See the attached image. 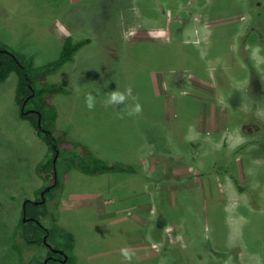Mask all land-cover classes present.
Returning a JSON list of instances; mask_svg holds the SVG:
<instances>
[{"label":"rangeland","instance_id":"1","mask_svg":"<svg viewBox=\"0 0 264 264\" xmlns=\"http://www.w3.org/2000/svg\"><path fill=\"white\" fill-rule=\"evenodd\" d=\"M67 36L90 42L35 75L53 106L48 127L133 167L88 174L61 156L43 224L73 233V264H264V0H0V41L33 67ZM15 86L13 72L0 83V264H19L11 232L51 155ZM129 88L126 104L104 107ZM18 241L24 260L45 257Z\"/></svg>","mask_w":264,"mask_h":264},{"label":"trees","instance_id":"2","mask_svg":"<svg viewBox=\"0 0 264 264\" xmlns=\"http://www.w3.org/2000/svg\"><path fill=\"white\" fill-rule=\"evenodd\" d=\"M261 13V10H257L256 14L259 16L257 18H260L262 15ZM88 42H90V38L72 41L71 37L67 36L62 43L59 55L56 59L33 67L32 59L26 58L23 53L12 50L7 43L0 41V83L5 81L11 72L16 74L14 101L19 106V111L21 110L22 105L25 106V110L26 108L34 109V111L29 112L20 111L19 115L22 119L29 121L30 125L35 128L37 134L45 141L48 149L51 152V155L39 161L35 167V172L38 174V176L43 181L47 182L44 187H41L37 190V193L44 191L47 185L51 186L49 190L44 191V197H46V194L50 195L54 190L53 188L59 187L60 182L58 179L57 166L61 156L68 152H71V162L69 167H75L81 170L83 173L95 174L98 170H100V172L133 170L131 165L123 163L120 160L110 163L106 160L96 157L84 144L68 140L64 137L56 136L54 134L53 124L51 127H48L47 123H52L54 121L53 106L47 104L44 100L41 101L40 97L42 98V94L44 92L43 90L45 89L42 86H35V75L39 73L38 71L45 72L62 65L68 60H71L73 54ZM46 85L47 84H44L43 86ZM46 87L49 88L50 91L64 90L60 84L55 83L48 84ZM32 101L37 104L28 106ZM39 115L40 126L38 125ZM242 147L244 148L245 145L243 144L236 148V152H238ZM78 150H81L83 155L78 154ZM56 152L58 153L54 161ZM234 183L238 190L242 192L243 188L240 184H238L237 180H234ZM40 199L41 196H37L35 199L25 198V203L22 205L20 211L21 216L19 217L11 232V237L13 241L15 240L13 243V248L18 249L19 264H43V260L47 256H53L59 259L50 258L47 260L46 264H73L74 255H71L74 241L73 233L63 229L62 227H59L55 223L50 227H46L43 224V219L49 216L51 209H49L47 206L46 200H44L42 203L36 202ZM23 207L25 209V216L27 218L26 220H23L22 216ZM50 216L55 222L56 218L54 214H51ZM160 222L164 225L167 221L165 217H160V221H158V223ZM188 229L189 228L187 227L186 230ZM46 233V241L50 244V246L43 241V237ZM188 233L189 232L187 231L185 232L186 235H188ZM197 238L199 239V235H197ZM18 240H21L25 245L28 246L45 247V257L43 258L42 256L34 255L29 257V259L24 260V251L21 250L19 243H17L19 242ZM52 247L63 249L68 255L67 260L63 262V256L59 253L53 252Z\"/></svg>","mask_w":264,"mask_h":264},{"label":"clouds","instance_id":"3","mask_svg":"<svg viewBox=\"0 0 264 264\" xmlns=\"http://www.w3.org/2000/svg\"><path fill=\"white\" fill-rule=\"evenodd\" d=\"M130 95H131V89L130 88L126 89L125 91H120L118 89L110 91L106 94V98L103 102L104 107L107 108L109 106L126 104ZM95 104H96V97L94 95H92L91 93L87 94L85 97L86 107L89 110H92V109H94ZM141 110L142 109H141V106L139 105V103H136L133 107L127 108V114L129 116L136 115V114H139ZM237 142H243L242 138H238ZM124 255L126 257L128 256L127 251H124Z\"/></svg>","mask_w":264,"mask_h":264},{"label":"water","instance_id":"4","mask_svg":"<svg viewBox=\"0 0 264 264\" xmlns=\"http://www.w3.org/2000/svg\"><path fill=\"white\" fill-rule=\"evenodd\" d=\"M25 101H26V100H25ZM21 112H27V110H26V111L24 110V105L21 106ZM38 125L40 126V115H39V118H38ZM57 153H58V152H56V154H55V156H54V161H55V158H56V156H57ZM50 187H51V186L48 185V187H46L44 191H46V190L49 189ZM44 191L41 192V195H40V196H41V199H40L39 201H36V202H41V203L44 202V200H45V198H44ZM24 203H25V202H24ZM22 216H23V220H26V219H27L26 216H25V209H24V207H23V214H22ZM46 237H47V233L44 235V237H43V241H44L47 245L50 246V244L47 243V241H46ZM52 250H53V252L59 253V254H61V255L63 256V258H62V261H63V262L67 260L68 255L66 254V252H65L63 249H58V248H53V247H52ZM50 258H54V257H53V256H47V257H45L44 260H43V264H46V263H47V260L50 259Z\"/></svg>","mask_w":264,"mask_h":264},{"label":"flooded vegetation","instance_id":"5","mask_svg":"<svg viewBox=\"0 0 264 264\" xmlns=\"http://www.w3.org/2000/svg\"><path fill=\"white\" fill-rule=\"evenodd\" d=\"M25 102V101H24ZM25 107V106H24ZM26 110L29 112V111H34V109H31V108H26ZM54 258H56V259H59V258H57V257H54Z\"/></svg>","mask_w":264,"mask_h":264},{"label":"crops","instance_id":"6","mask_svg":"<svg viewBox=\"0 0 264 264\" xmlns=\"http://www.w3.org/2000/svg\"><path fill=\"white\" fill-rule=\"evenodd\" d=\"M136 240H139V238H137Z\"/></svg>","mask_w":264,"mask_h":264}]
</instances>
